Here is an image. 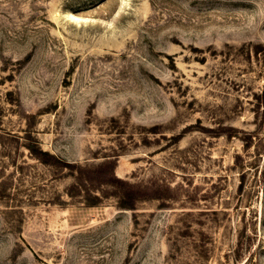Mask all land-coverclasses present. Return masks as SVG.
Segmentation results:
<instances>
[{
	"label": "rangeland",
	"instance_id": "374dc122",
	"mask_svg": "<svg viewBox=\"0 0 264 264\" xmlns=\"http://www.w3.org/2000/svg\"><path fill=\"white\" fill-rule=\"evenodd\" d=\"M263 91L264 0H0V264H264Z\"/></svg>",
	"mask_w": 264,
	"mask_h": 264
},
{
	"label": "trees",
	"instance_id": "16d2710c",
	"mask_svg": "<svg viewBox=\"0 0 264 264\" xmlns=\"http://www.w3.org/2000/svg\"><path fill=\"white\" fill-rule=\"evenodd\" d=\"M262 97H264V91L262 92ZM258 106H260V105H258ZM248 137H250V140L252 141V138H251V136L249 135ZM248 146H249V143H247L246 144V147L248 148ZM29 148V150H30V152H31V154L33 155V156H35V157H37V159H39V160H41V157H46V156H49V153L48 152H42L40 149H38V148H36V147H34V146H30V147H28ZM117 182H121V183H124L123 182V180H119V179H117ZM129 197H132L131 196V193L130 192H128L127 190L126 191H124V193L121 195V197H119V201H120V207H129L128 206V204H127V202L126 201H128L127 199L129 198ZM243 264H255V262L253 261V259H251V257L250 258H248Z\"/></svg>",
	"mask_w": 264,
	"mask_h": 264
}]
</instances>
